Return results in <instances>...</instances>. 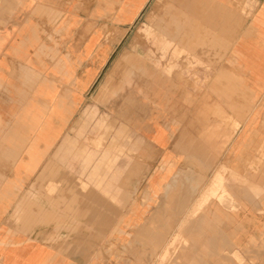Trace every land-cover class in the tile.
<instances>
[{
	"label": "crops",
	"instance_id": "1",
	"mask_svg": "<svg viewBox=\"0 0 264 264\" xmlns=\"http://www.w3.org/2000/svg\"><path fill=\"white\" fill-rule=\"evenodd\" d=\"M145 1L126 0L124 19ZM213 1V26L224 29L215 43L232 53L237 31L234 58L255 97L238 106L240 155L258 156L264 154V0ZM120 10V0H0V264H171L152 259V236L167 232L156 233L144 222L128 228L122 244L113 216L88 213L73 191L75 131L95 115L89 107H103L105 68L120 42L118 34L107 38L105 31L118 33ZM163 30L172 36L168 27ZM130 57L126 52L121 59ZM175 117L176 124L186 122ZM97 123L111 127L105 118ZM159 130L153 145L166 156L177 155L176 148L184 147L182 131L173 137L172 126ZM120 136L118 131L108 138L105 131L94 139V149L79 152L90 182L105 192L131 165L130 156L126 164L119 162L125 154ZM239 172L244 176L247 163L241 162ZM260 172L255 194L246 185H230L237 208L219 209L221 227L213 223L207 235L198 229L197 236L207 239L192 244L191 251L205 246L209 257L189 264H264V167ZM158 181L160 188L169 186L155 175L150 187ZM157 245L155 253L167 250L166 239Z\"/></svg>",
	"mask_w": 264,
	"mask_h": 264
},
{
	"label": "rangeland",
	"instance_id": "2",
	"mask_svg": "<svg viewBox=\"0 0 264 264\" xmlns=\"http://www.w3.org/2000/svg\"><path fill=\"white\" fill-rule=\"evenodd\" d=\"M125 1L120 0L118 33L105 31L107 38L118 34L120 42L105 68L103 107H89L95 115L87 118L85 129L75 131L73 191L87 205L88 213L113 216V223L121 229L122 244H126L128 228L145 222L156 233H168L152 236L153 260L189 264L195 258L205 262L209 257L205 246L200 252L191 251L192 244L207 239L197 236L198 229L207 235L215 224L221 227L217 211L237 208L230 185H246L255 194V176L262 175L264 167V154L241 156L237 141L238 106L255 100L234 58L237 31L233 29L232 53H227L224 45L215 43L224 29L213 26V0H146L130 20L123 16ZM164 26L172 36L164 32ZM126 52L131 54L129 62L121 59ZM175 116L186 122L176 124ZM103 118L111 125L108 130L98 126ZM171 126L173 137L182 131L185 141L183 149L176 148L177 155L166 156L153 145L154 137H159V127L163 131ZM105 131L108 138L119 131V141L125 143L119 162L126 164L127 156L131 158V165L127 163L112 178L106 192L90 182L79 154L82 149H94V139ZM260 147L264 148V141ZM241 162L247 163L244 176L239 172ZM155 175L169 186L160 188L158 181L150 187ZM162 239H166L167 250L155 253ZM233 255L239 260L237 253Z\"/></svg>",
	"mask_w": 264,
	"mask_h": 264
},
{
	"label": "bare ground",
	"instance_id": "3",
	"mask_svg": "<svg viewBox=\"0 0 264 264\" xmlns=\"http://www.w3.org/2000/svg\"><path fill=\"white\" fill-rule=\"evenodd\" d=\"M213 186H215V185H213Z\"/></svg>",
	"mask_w": 264,
	"mask_h": 264
}]
</instances>
